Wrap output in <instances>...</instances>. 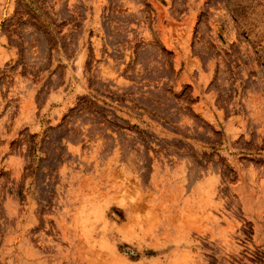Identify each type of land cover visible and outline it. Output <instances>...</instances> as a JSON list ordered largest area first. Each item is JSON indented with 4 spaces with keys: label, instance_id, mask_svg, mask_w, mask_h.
Returning a JSON list of instances; mask_svg holds the SVG:
<instances>
[{
    "label": "rangeland",
    "instance_id": "rangeland-1",
    "mask_svg": "<svg viewBox=\"0 0 264 264\" xmlns=\"http://www.w3.org/2000/svg\"><path fill=\"white\" fill-rule=\"evenodd\" d=\"M0 264H264V0H0Z\"/></svg>",
    "mask_w": 264,
    "mask_h": 264
}]
</instances>
